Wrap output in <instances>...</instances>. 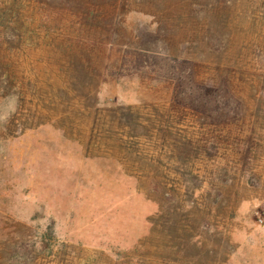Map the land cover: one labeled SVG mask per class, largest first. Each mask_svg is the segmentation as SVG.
<instances>
[{"label": "rangeland", "instance_id": "obj_1", "mask_svg": "<svg viewBox=\"0 0 264 264\" xmlns=\"http://www.w3.org/2000/svg\"><path fill=\"white\" fill-rule=\"evenodd\" d=\"M0 264H264V0H0Z\"/></svg>", "mask_w": 264, "mask_h": 264}]
</instances>
